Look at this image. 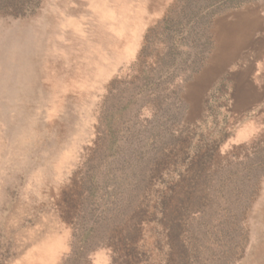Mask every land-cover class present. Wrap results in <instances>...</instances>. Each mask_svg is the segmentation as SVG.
Here are the masks:
<instances>
[{
  "label": "rangeland",
  "instance_id": "obj_1",
  "mask_svg": "<svg viewBox=\"0 0 264 264\" xmlns=\"http://www.w3.org/2000/svg\"><path fill=\"white\" fill-rule=\"evenodd\" d=\"M0 264H264V0H0Z\"/></svg>",
  "mask_w": 264,
  "mask_h": 264
}]
</instances>
